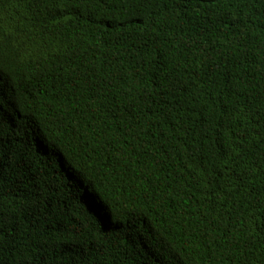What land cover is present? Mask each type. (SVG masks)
<instances>
[{"label":"trees","instance_id":"trees-1","mask_svg":"<svg viewBox=\"0 0 264 264\" xmlns=\"http://www.w3.org/2000/svg\"><path fill=\"white\" fill-rule=\"evenodd\" d=\"M0 264H264V0H0Z\"/></svg>","mask_w":264,"mask_h":264}]
</instances>
